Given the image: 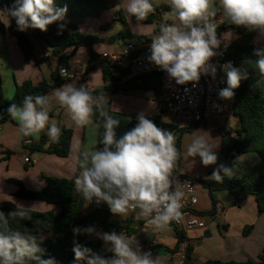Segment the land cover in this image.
I'll use <instances>...</instances> for the list:
<instances>
[{
	"label": "clouds",
	"instance_id": "1",
	"mask_svg": "<svg viewBox=\"0 0 264 264\" xmlns=\"http://www.w3.org/2000/svg\"><path fill=\"white\" fill-rule=\"evenodd\" d=\"M125 8L137 21L147 20L154 11L151 0H125ZM170 8L175 22L163 24L159 34L152 36L151 54L147 58L167 73L169 84L174 81L176 85L191 84L195 88L202 76L215 78L217 67L211 60L222 55L217 50L224 41L217 34L218 14L229 24L257 32L264 38V0H170ZM66 12L67 8H54L53 0H14L13 5L3 11L15 20L17 30L21 32L29 28L46 32L49 25L63 21ZM64 27L63 23L59 24L61 32ZM84 51L80 48L77 56ZM253 55L257 57L255 63L259 73L264 75V46L254 48ZM220 68L226 75L227 87L221 89L218 96L221 100H232L234 90L240 87L241 81L248 79L249 74L231 62ZM62 75L70 78L66 69L62 70ZM53 100L66 110L77 127L93 124L97 112L103 120L104 131L99 140L102 147L84 153L82 170L74 182L76 190L89 203L93 200L98 205L106 203L111 213L120 217L136 213L157 231L167 230L173 221L181 222L184 192L181 181L174 177L181 155L174 132L158 127L144 113H139L136 125L117 138L120 120L110 114L105 96L95 94L89 82L77 86L73 80L53 89L49 95L25 96L21 106L10 104L8 114L17 121L22 136L38 137L47 129L50 142H59L61 129L55 121L50 122L49 116ZM214 107L223 110L220 105ZM218 147L212 143L210 133L196 130L187 146V155L198 156L205 168L217 165L210 177L223 182L224 176L232 174V169L218 164ZM24 216L23 211H12L7 217ZM7 217L0 213L3 223L0 264H28L30 260L36 264H56L52 258L42 259L36 255L42 251L38 243L43 241L42 235L11 230ZM73 231L78 233L80 229ZM84 231L92 233L94 230ZM98 235L113 256L105 258L76 243L72 249L76 264H164L161 257H153L151 251L142 252L135 237L123 232Z\"/></svg>",
	"mask_w": 264,
	"mask_h": 264
},
{
	"label": "crops",
	"instance_id": "2",
	"mask_svg": "<svg viewBox=\"0 0 264 264\" xmlns=\"http://www.w3.org/2000/svg\"><path fill=\"white\" fill-rule=\"evenodd\" d=\"M119 1L114 0L102 15L91 16L78 23L66 13L64 20L53 23L51 28L55 32H60L59 24L76 23L81 33L95 35L99 38L100 41L94 46V50L101 56L103 53L121 49L128 42H135L139 45L147 44L152 40L153 35L159 34L163 24L175 22L174 18H167L171 12L167 0H151L154 11L159 13L158 17L153 13L155 17L152 22L137 21L133 18L134 16H129L125 8V0L123 4ZM224 21L227 22L225 18ZM9 23V18L1 11L0 26L3 24L6 29ZM140 23L151 24L152 27L145 25L142 27L139 26ZM221 35L230 44L240 38L234 30L223 31ZM30 38L35 49V55L27 62L16 40L7 31L3 33L0 27V70L4 97L8 101L14 99L17 85L29 81L35 86H40L44 82H50L51 74L62 68H67L70 73L79 74L78 79L75 80L77 86L89 82L95 91L106 85H123L128 81V79L122 78L106 84L102 70L86 73V67L90 60L86 47H80L85 50L81 56H77L80 48L76 51L73 48H67L61 53V56L66 59L60 64L59 58L52 55L51 49L44 42L38 41L31 35ZM252 42L261 46L264 45V38H260L256 32ZM120 73L117 71L114 78L118 79ZM71 82L73 80L63 79L61 86ZM52 91L47 95L51 94ZM103 95L106 98V105L109 104L112 109V116L120 120V125L116 129L117 138L126 133L129 123L139 113H144L147 118H150L163 110L160 99L152 91L142 89L120 90ZM49 116L50 122L55 121L61 129V133L64 129H72L74 132L71 152L67 158L46 152L30 151L29 145L38 143L42 136L48 138L47 129L38 137H24L18 131L16 120H7L0 124V203L8 201L25 210L59 213L60 206L17 198L15 193L19 185L22 184L30 191H40L46 185V178L71 179L77 172L80 154L83 153L84 155L85 152L102 147V144L99 143L104 131L102 124L93 122L91 125L77 127L66 110L60 107L55 100L52 101ZM227 120L225 116L217 123L204 121L197 128L182 134L180 140L182 156L180 171L182 174L212 179L210 175L213 168L217 166L212 165L205 168L198 156L190 157L187 155V146L191 143L196 130H204L210 133L212 143L219 145L216 150L219 157L218 164L222 163L232 169V174L226 175L224 178L240 179L246 170L261 165L259 156L254 153L240 156L230 166L226 164L221 153V143L224 131H228L225 128ZM163 121L171 123L172 119L164 112ZM25 157L30 159L29 163L25 162ZM196 190L198 196L196 211L199 213L210 211L212 202L208 192L201 185H197ZM216 196L219 200L216 215L214 217L206 216L207 226L204 229L190 230L183 237L174 227L157 231L147 220L138 217L136 214H128L125 217L114 215L110 220L111 224L113 226L120 225L124 227L123 230L118 232L110 227L93 235L90 241L100 243L99 248L94 249V253L105 258H111L113 253L107 250L109 246L105 245L98 234L123 232L126 236L136 238L139 246L144 247L142 252L151 251L153 257H161L164 264L185 263L186 260H182L178 253L179 246L183 242L188 244L191 264H204L213 260L222 262L257 261L264 252V212L255 196L251 195L242 201H236L227 191L218 192ZM96 205L95 200L91 203L86 200L84 214L91 212ZM248 228L249 230L245 234Z\"/></svg>",
	"mask_w": 264,
	"mask_h": 264
},
{
	"label": "trees",
	"instance_id": "3",
	"mask_svg": "<svg viewBox=\"0 0 264 264\" xmlns=\"http://www.w3.org/2000/svg\"><path fill=\"white\" fill-rule=\"evenodd\" d=\"M114 0H53V7L57 9L67 8V14L76 22H81L91 16L102 15ZM14 0H0V12L10 8ZM136 19L135 17H133ZM152 18V19H150ZM154 15L149 14L147 20L142 22H152ZM9 26L5 29L1 24L3 33L6 31L13 37L27 62L35 55V49L30 38V35L38 41L44 42L52 51V55L59 58L60 64L66 58L61 56V53L67 48H73L74 51L80 47H86L90 60L86 67V73L94 70H102L105 83L116 82L121 80L125 73H120L119 78L115 79L116 70L108 63L101 59V56L94 50V46L99 43V38L95 35L81 33L78 30L76 23H65L62 32L52 30V25L48 26L46 32L39 29L29 28L27 31L21 32L17 30L15 20L9 18ZM234 30L239 34L240 38L230 44L227 52L228 61L235 67H241L247 70L249 77L247 80L241 81V85L236 89V102L234 115L239 119L240 126L235 131H224L221 143V153L224 156L227 165H231L237 158L242 155L254 153L259 156L261 165L246 170L240 179L232 180L224 178L223 182H217L213 179H204L191 177L192 181L201 185L209 194L212 202V208L208 212H202L203 216L214 217L218 210L219 200L216 193L227 191L236 201H242L249 196H255L256 201L264 212V75L259 73L256 67V59L253 55L254 48L261 47L253 44V37L256 32L249 31L244 27L229 25L226 21L217 28V33L223 31ZM39 63V61H38ZM60 69L55 70L51 74V81L44 82L40 86H35L31 82L26 81L21 85L16 86L14 99L8 101L4 97L2 75L0 70V124L7 120H12L8 114L10 104L21 106L25 96L31 95L42 96L47 95L53 89L61 86L63 79L59 73ZM134 89H142L152 91L156 97L161 94V81L157 74H148L140 78L130 79L123 85L104 86L95 91V94L100 95L109 92H118L120 90L129 91ZM110 114L112 109L109 104L106 105ZM164 110H161L156 115L148 118L152 120L158 127L174 132V126L163 121ZM137 116L133 117L129 123L126 132L131 130L137 123ZM93 122L103 124L102 118L98 112L93 116ZM190 130H182L175 133L177 138V149L180 152V140L184 132ZM74 132L72 129H64L60 135L58 143H52L46 136H42L38 143L29 145L32 152H46L55 154L62 158H67L71 152V145ZM181 154V153H180ZM84 155L80 154L78 160V168L74 177L71 179L65 178H46V185L40 191H30L22 184L19 185L15 196L24 200H34L45 202L52 205L60 206V212H37L19 208L12 202L0 203V213L6 217L12 211H23L25 216L7 217L8 227L11 230L21 232H31L38 236L44 237L42 242H39L41 252L36 255L42 259L52 258L56 264H76L74 253L72 251L74 244L78 243L81 246L90 248L94 253V249L99 248L100 243L90 241V238L102 230H107L113 227L120 232L124 227L120 225L113 226L110 222L114 214L111 213L106 203L97 204L95 208L84 214V204L86 199L83 194L75 188V179L80 175L81 164ZM182 156L177 161L174 175H183L180 171ZM80 229V232L74 233V229ZM92 228L94 231L88 233L85 229ZM250 228V227H249ZM245 234H247V230ZM3 230V223L0 220V231ZM184 234H181L183 237ZM191 254L188 251L187 259L184 264H191ZM28 264H36V261L30 260ZM85 264V262H80ZM204 264H264V252L257 261L246 262H222L219 260L207 261Z\"/></svg>",
	"mask_w": 264,
	"mask_h": 264
},
{
	"label": "built area",
	"instance_id": "4",
	"mask_svg": "<svg viewBox=\"0 0 264 264\" xmlns=\"http://www.w3.org/2000/svg\"><path fill=\"white\" fill-rule=\"evenodd\" d=\"M216 21L219 25L218 27H220L224 22V17L218 14ZM218 37L224 39L221 34H218ZM151 43L152 40L147 44L141 45L135 42H128L117 51L103 53L101 59L116 71L124 72V79L130 80L148 74H157L161 81L160 104L164 112L171 117L172 121L169 124L174 126V132L179 133L182 130L195 129L204 121L217 123L226 114L234 113L237 95L236 89L234 90L235 96L232 100H221L218 96L219 91L227 87L226 75L221 70L220 65L229 62L227 58V52L230 46L229 41L224 39L220 49L217 50L222 55L218 54L211 60V63L217 67L215 78L213 79L211 75L202 76L198 86L195 88L191 84L179 86L174 81L169 84L167 73L160 70L154 64H151L147 59L151 54ZM225 44H227V47H225ZM63 69L69 72L67 68L60 69L59 73L63 79H78V73L69 72L70 78L63 77ZM214 105H220L223 110L217 109ZM25 162L29 163L30 159L25 157ZM174 177L181 181V190L184 192L182 198L183 207L181 209L183 215L181 222L177 223L173 221L169 227L176 228L180 234H186L188 231L194 229H204L207 226L206 216L196 211L198 202L197 184L192 181L191 176L185 174H176ZM129 214L134 215L136 213ZM140 248L141 251L144 250L143 246ZM188 249L186 242L181 243L179 246L178 253L184 261L187 259Z\"/></svg>",
	"mask_w": 264,
	"mask_h": 264
},
{
	"label": "rangeland",
	"instance_id": "5",
	"mask_svg": "<svg viewBox=\"0 0 264 264\" xmlns=\"http://www.w3.org/2000/svg\"><path fill=\"white\" fill-rule=\"evenodd\" d=\"M119 2H122V4H123V2H124V0L122 1V0H120ZM167 4H169V6H170V0H167ZM161 11V10H160ZM153 13H155L156 14V16L158 17V15H159V13H157L156 11H153L151 14H153ZM155 14H153L154 15V17H155ZM167 18L168 19H171V18H173L170 14H168L167 15ZM150 19H152V18H150ZM139 25V24H138ZM145 24H142V23H140V25L139 26H142V27H152V25L151 24H146L145 26H144ZM231 35H233L232 33H231ZM226 117H227V121H226V123H225V128L228 130V131H235L236 129H238L239 128V126H240V123H239V119L233 114V113H228V114H226L225 115ZM224 116V117H225ZM176 140H177V138H176Z\"/></svg>",
	"mask_w": 264,
	"mask_h": 264
}]
</instances>
